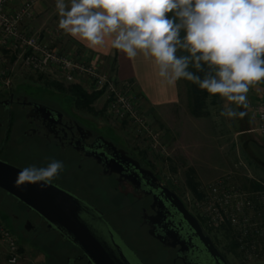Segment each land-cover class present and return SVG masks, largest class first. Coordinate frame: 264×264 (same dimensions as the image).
Instances as JSON below:
<instances>
[{"label": "flooded vegetation", "instance_id": "obj_1", "mask_svg": "<svg viewBox=\"0 0 264 264\" xmlns=\"http://www.w3.org/2000/svg\"><path fill=\"white\" fill-rule=\"evenodd\" d=\"M26 83L32 88H23ZM84 110L74 104L69 91L46 86L44 80L0 87V160L20 169L62 161L64 168L51 183L86 203L134 264H244L229 238H219L205 225L162 170ZM172 194L196 219L199 231L183 218ZM0 219L17 238L31 240L52 231L71 248L65 264H92L64 234L2 188ZM120 225L148 241L146 251L154 262Z\"/></svg>", "mask_w": 264, "mask_h": 264}, {"label": "clouds", "instance_id": "obj_2", "mask_svg": "<svg viewBox=\"0 0 264 264\" xmlns=\"http://www.w3.org/2000/svg\"><path fill=\"white\" fill-rule=\"evenodd\" d=\"M56 6L60 29L90 48L151 58L170 85L184 78L245 105L250 86L264 80V0H57ZM220 115L245 113L225 105ZM63 168L58 160L29 166L15 183L47 186Z\"/></svg>", "mask_w": 264, "mask_h": 264}, {"label": "built area", "instance_id": "obj_3", "mask_svg": "<svg viewBox=\"0 0 264 264\" xmlns=\"http://www.w3.org/2000/svg\"><path fill=\"white\" fill-rule=\"evenodd\" d=\"M38 0H0V87H10L20 71L60 84H77L89 92L99 93L105 112L126 122L151 149L165 153L159 131L149 123L137 104L129 82L103 67V59L87 60L60 48L63 29L53 27L42 35L30 21ZM254 113L256 131L264 136V94ZM191 205L210 229L227 231L244 264H264V183L259 188H243L218 176L198 187ZM0 252L9 264L22 258L16 235L0 219Z\"/></svg>", "mask_w": 264, "mask_h": 264}, {"label": "rangeland", "instance_id": "obj_4", "mask_svg": "<svg viewBox=\"0 0 264 264\" xmlns=\"http://www.w3.org/2000/svg\"><path fill=\"white\" fill-rule=\"evenodd\" d=\"M39 5L32 27L34 31H40L44 35L48 33V29L58 27L61 17L56 6L57 0H48L47 3L40 1ZM59 46L65 49L61 44ZM177 54H180L179 49ZM38 79L41 82L46 81L44 78L20 71L12 84ZM191 83L181 78L182 105L177 108L176 113H171L172 120L167 124L166 129L155 117L145 114L152 127L159 131L161 142L166 146L163 154L151 149L148 142L136 135L133 128L126 122L117 121L109 116L99 98L93 102L92 110L84 111L97 118L99 122L101 121L103 126L108 127L124 145L152 161L158 170H162L167 179L176 185L184 202L194 211L191 199L197 196L198 187L215 180L218 176L223 175L228 178V181L248 189H253L254 185L261 187V183H264V136L251 131V128L256 127L254 107L264 94V80L250 86L245 105H235L219 94L211 96L208 93L202 105L204 112L200 111L197 116L190 111ZM68 85L62 84L65 88ZM22 86L26 89L32 88L28 83ZM225 105L235 107L243 111L245 115L242 118L221 116L220 112ZM191 170H193L191 178L197 183L195 193L187 182V174ZM195 214L197 215L196 212ZM120 227L123 228L125 236L132 239V244L140 250L142 255H146L151 262H154L153 255L148 256L146 251L150 250L148 241L135 238L133 234L136 233L127 232L125 225ZM210 230L217 233L219 238L224 234L233 243L231 235L222 227ZM17 239L23 253V257L17 264H65L67 254H72L69 243L52 231L41 232L31 240ZM156 254L159 257V252ZM0 264H9L1 252Z\"/></svg>", "mask_w": 264, "mask_h": 264}, {"label": "water", "instance_id": "obj_5", "mask_svg": "<svg viewBox=\"0 0 264 264\" xmlns=\"http://www.w3.org/2000/svg\"><path fill=\"white\" fill-rule=\"evenodd\" d=\"M21 170L0 160V188L36 211L49 226L58 229L85 253L92 264H134L121 242L99 226L92 209L86 203L52 183L47 186L26 183L18 187L15 182ZM170 197L174 198L183 218L199 231L196 219L183 207L181 201L174 194ZM207 243L205 246L208 251L215 254L211 243Z\"/></svg>", "mask_w": 264, "mask_h": 264}, {"label": "crops", "instance_id": "obj_6", "mask_svg": "<svg viewBox=\"0 0 264 264\" xmlns=\"http://www.w3.org/2000/svg\"><path fill=\"white\" fill-rule=\"evenodd\" d=\"M12 1L19 2V0ZM40 1L47 3L48 0H38L35 4V12L40 6ZM167 15L170 17L169 13ZM35 16L30 21L31 27L36 20ZM62 46L87 60L103 59L105 69L115 74L121 82L131 84L132 91L137 97V104L144 114L155 117L165 129L172 120L171 113H176L177 108L182 105L181 80L175 84H168L158 76V70L151 58H145L141 53L135 58H128L125 53L108 45L90 48L85 41L72 37L64 30ZM253 129L251 128L252 132Z\"/></svg>", "mask_w": 264, "mask_h": 264}, {"label": "trees", "instance_id": "obj_7", "mask_svg": "<svg viewBox=\"0 0 264 264\" xmlns=\"http://www.w3.org/2000/svg\"><path fill=\"white\" fill-rule=\"evenodd\" d=\"M170 17L172 18L174 17V13H169ZM183 30L181 32V35L183 34ZM38 78H43L41 76H38ZM181 80V79H180ZM46 86L49 87H54V88H59V89H65L67 91H69L74 104L81 108V109H85V110H92V104L93 102L99 97V93L96 92H89L88 90H86L85 88L81 87L80 85L77 84H70L68 85L67 88L63 87L62 84L60 83H56L54 81L51 80H47L46 79ZM191 98H192V103L190 106V111L192 114H194L195 116L200 114V111L204 112L202 109V105L204 103V99L207 97V90H202L200 89L195 83H191ZM189 173L187 174V182L188 185L190 186L191 190H193L195 193L196 191V187H197V183L195 181H193L192 177V172L188 171ZM257 184V183H255ZM257 186V187H256ZM254 185V188H259V185ZM22 248V247H20ZM22 250V249H21Z\"/></svg>", "mask_w": 264, "mask_h": 264}]
</instances>
